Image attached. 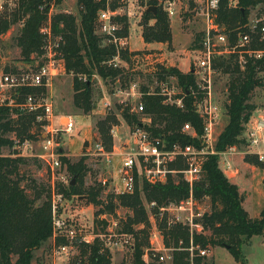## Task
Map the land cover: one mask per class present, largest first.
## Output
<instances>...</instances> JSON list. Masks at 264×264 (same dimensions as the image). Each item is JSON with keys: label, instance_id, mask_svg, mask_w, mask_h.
Returning <instances> with one entry per match:
<instances>
[{"label": "trees", "instance_id": "trees-1", "mask_svg": "<svg viewBox=\"0 0 264 264\" xmlns=\"http://www.w3.org/2000/svg\"><path fill=\"white\" fill-rule=\"evenodd\" d=\"M160 1L166 0H146V9L155 7L156 11L147 12L145 9L139 22L141 38L145 44H171L170 19ZM230 1L235 2L233 7L228 6ZM16 2L9 11L4 7L0 13V35L10 25L19 23L15 43L21 60L30 63L42 54L43 36L40 30L48 23L47 13L51 5L43 0ZM39 5L44 6L43 12L38 10ZM77 5L78 20L73 15L58 13L51 16L50 22L53 31L61 33L65 40V70L66 74L72 76V105L83 115H89L94 109L92 77L96 75L103 81H114L127 76H124L123 70L109 68L103 64L112 56L113 48L101 45L95 33V23L98 11L106 8V0H77ZM256 6H264V0H219L217 20L225 27L232 40L236 38L238 28L248 22L250 9ZM117 7L116 0L109 2L110 9ZM117 21L122 27L121 35L127 36L128 18L123 16ZM201 36L198 34L194 43L198 42ZM122 56L124 60L129 61L127 52H123ZM213 65L229 79L226 106L228 123L214 146L218 154L227 148L245 144L242 135L255 111V106L249 103L250 95L261 83L255 67L248 64L245 71H240L234 56L217 57L213 60ZM169 76L176 78L177 85L183 92V108L163 104L161 96L144 95L141 98L144 106L141 114L131 112V107L126 105L121 108L120 116L129 127L140 125L142 116L149 117L151 123L146 129L154 136H162L167 144L178 142L200 147L203 127L193 107L194 75L171 67L162 68L158 79L164 80ZM82 77L86 81H82ZM143 91L147 92V89ZM44 92L43 88H22L16 97H12V104H23L26 95ZM36 115H41L40 110L28 113L22 109L19 111L14 106L0 105V264H30L33 252L52 239L50 186L27 178L28 188L32 191V196H29L20 185L24 179L19 173V167L29 157L21 156L17 148L24 142L39 138L41 124L35 121ZM185 123L193 126L196 137L181 133ZM116 124L118 122L115 117L108 114L96 122L99 141L106 152L112 151L110 132ZM3 149L8 150V153L2 154ZM217 154L207 158L202 178L192 188V195L198 202L207 199L210 204L209 211L199 220L202 233L194 232L192 235L188 227L179 224L168 225L166 215L158 214L159 208L169 203H178L189 196L190 188L183 180H173L169 176L164 184L151 185L136 175L135 188L131 194L110 192L102 199L105 186L100 183L87 188L83 186L87 171L84 159L70 164L65 157H61L60 162L66 165L74 183L71 185L70 179L66 187L58 184V191L64 196H83L88 203L98 208L94 219L95 231L92 234L95 238L90 243L83 242L74 246L77 253L72 257L70 264H112L111 254L98 235L104 234L108 226L101 216L114 215L119 207L130 212L126 219L119 223L118 228L119 233L133 237L132 264H146L144 253L149 247L150 215L155 217V225L163 237L164 247L171 250L172 264H189V252L185 249L189 246L190 237L194 245L198 244L201 248L228 247V253L234 260L244 264L242 245L253 236L264 240V208L257 218L248 215L242 206L238 187L230 183L219 168ZM243 161L263 169L262 162H259L256 156L245 155ZM171 167L181 168V164H172ZM150 203H154L155 207L147 209L146 205ZM98 227L100 232L96 230ZM63 244H67L66 240H56L57 246ZM194 261L195 264L202 263L199 257H195Z\"/></svg>", "mask_w": 264, "mask_h": 264}, {"label": "built area", "instance_id": "built-area-1", "mask_svg": "<svg viewBox=\"0 0 264 264\" xmlns=\"http://www.w3.org/2000/svg\"><path fill=\"white\" fill-rule=\"evenodd\" d=\"M11 2L14 0H10ZM110 0H106V8L98 11L96 35L100 39L103 47L111 46L113 54L106 59L103 64L109 68L121 69L124 73L134 72L136 67L143 63L152 65L150 74L156 84L155 91L150 89L147 92L138 90V83L131 82L128 90L125 92L131 99L136 98L137 103L131 108V112L141 114L144 110L141 98L144 95H158L163 97V104L173 105L183 108V92L175 91L169 88L165 80L158 79V72L154 67L157 63V57L152 53L131 52L129 50V40L127 36L121 35V24L118 18L127 16L124 12L126 0H119L118 7L109 8ZM124 4V6H123ZM164 11L168 17L174 15L173 2L171 0L160 1ZM200 15L203 17L204 29L200 37L198 49L196 51L195 60L190 67V71L194 75L195 88L192 90L194 98V112L198 115L202 122L203 135L200 138V147L193 145H182L181 143L167 144L161 136H154L146 127L150 126L149 117L142 116L140 125L129 127L127 137L128 142L122 146V151L118 153L121 158L118 166L120 188H116L115 194H131L135 188L136 175L142 178L146 183L164 184L169 176L173 180L178 175V179L183 180L190 188L189 196L178 203H169L165 207L159 208V216L166 215L168 225L179 224L189 229L190 235L202 233V226L199 220L203 216L200 211L199 202L192 195L193 186L199 182L203 174V166L210 155L217 154L213 149V134L220 118V107L217 103L214 90L213 78L218 69L213 65V60L217 57L234 56L240 71H245L248 64L255 67L257 76L264 74V11L259 17H254L245 25L238 28L236 38L231 39L229 33L225 31V27L221 25L218 18L219 0H204ZM229 7L234 6V2L230 1ZM1 8V7H0ZM38 10L43 12L44 6L39 5ZM52 9L48 10V23L40 30L43 36V45L40 56L41 62L33 68L26 67L24 70L14 73L0 75V89L6 88L12 91L11 98L16 97L22 88L47 89L51 86L54 79H58L66 73L64 45L65 40L61 33H55L50 23ZM123 52H127L129 61L123 59ZM152 72V73H151ZM93 78L100 79L94 75ZM82 81H86L82 77ZM119 82V79H117ZM122 92V90H118ZM0 105L14 106L17 110H25L33 113L40 110L41 115L35 116V121L41 124V153L35 155L36 158L43 161L51 171V176L58 179L63 184L67 182L65 172L56 174L62 168L60 158L64 156L61 149L57 147L56 141L60 133L71 134L74 130V123L70 117H65L64 121L59 122V127L53 126V120L57 119L53 115L52 101L48 96L38 94H29L24 98L23 104L15 105L10 102L4 103L0 100ZM112 132V133H111ZM113 137H116L115 130H111ZM181 133L190 137H196L193 126L185 123L181 128ZM242 138L245 141V155L256 156L259 162H264V115L256 119L250 118L245 126ZM30 142H24L21 145L29 146ZM98 150L104 152L101 144L97 145ZM230 153H218L223 156V161L218 160V165L222 166V170H231L232 164L228 156L236 150V146L230 147ZM106 152V151H105ZM237 152V151H235ZM108 153V155H107ZM106 157L111 153L106 152ZM109 160V158H107ZM181 164V168L171 167L172 164ZM221 169V168H220ZM102 186H106V181L101 182ZM66 198L63 193L56 190L54 185L50 186V210L52 222V239L66 240L67 244L55 246L56 252L66 253L75 245L93 241L95 236L84 235L77 225L68 223L63 217L64 204ZM147 209L155 207L154 203L146 205ZM107 223L106 232L98 235L103 242L105 248L116 246L118 244L117 237H126L123 233L116 234L115 228L117 222L109 221L106 215L101 216ZM151 223V231L149 233V247L146 249V264H152L156 261L163 263L167 260L172 262L170 249H166L163 244V237L155 225V217L153 216ZM127 242V240H125ZM189 264H195L194 258L204 259L209 253V248H201L198 244L194 245L192 237L188 248ZM144 254V257H145ZM150 260V263L147 262ZM202 264V263H200Z\"/></svg>", "mask_w": 264, "mask_h": 264}, {"label": "rangeland", "instance_id": "rangeland-1", "mask_svg": "<svg viewBox=\"0 0 264 264\" xmlns=\"http://www.w3.org/2000/svg\"><path fill=\"white\" fill-rule=\"evenodd\" d=\"M16 1L17 0L12 2L10 0H0V13L4 7L9 11L17 3ZM174 1V7L177 10L180 20L178 18L170 20V29L173 34V39L169 45L156 43L145 44L143 42L141 38V30L139 29V22L142 19L146 0H126V5L124 6L123 4L124 12L128 17L129 22L127 36H129L128 40L130 42V49L137 50V52L141 53H152L153 56L155 55V57H157V63L154 64V67L158 74L161 73L162 68L171 67L178 69L180 72H188V69L192 66L197 55L196 51L198 49L199 41L194 43V40L198 34L202 33L204 28L203 17L200 15L204 0H198L200 2H196L197 0ZM43 2H50L52 9L51 16L61 13L73 15L78 20L77 14L79 7L77 5V0H43ZM116 3L119 4V0H116ZM260 9L262 12L258 13L257 11V13L253 14L252 19L261 16L264 11V6ZM97 27L98 22L96 19L95 32ZM19 28V23L12 24L3 34L0 35V75L24 70L26 67L33 68L41 62L40 58H35L30 63L21 60L19 49L15 43ZM152 67V65L146 62H141L134 72L124 73V76L127 77L120 79L119 82H117V80L103 81L92 77L94 109L89 115H83L81 111L75 109L72 105L73 89L71 75L66 73L61 75L58 79L53 80L51 86L48 87L44 93H38V96L45 95L50 98L53 105V115L55 117H61L64 115L70 117L73 121V132L71 134L60 133L56 145L61 149V152L64 154L63 157H65L70 164H75L84 159V164L87 169L83 180V186L85 188L106 181V189L103 192L102 199H104L105 194L114 192L116 188L119 189L121 186L119 182L118 166L120 165L122 157L118 155V152L122 151L121 147L124 143L128 142L127 133L129 126L122 120L120 111L121 108H124L126 105H129L132 108L137 103L136 98L131 99L125 92L128 90V86L131 82L138 83L139 91H143L144 89L149 91L152 89L155 91L157 86L154 83V79H157V77L154 76L152 78L150 74ZM257 78L261 85L252 91L249 99V103L255 106V111L251 116L253 119L264 115V74L258 75ZM164 80L167 82L169 88H173L175 91L179 92L180 88L178 87L174 76L165 77ZM228 81V76L221 74L220 71H217L213 78V90L220 107V118L213 134V149L219 135L228 123V117L226 114V106L228 103ZM119 89L122 90V92L119 93ZM11 94V90L1 88L0 100L4 101V103L7 101L10 102L12 99ZM106 114L113 115L118 122V124L112 126L111 129L115 130L117 135L116 137H113L111 134L112 132L110 133L112 137L113 151L109 157H106L105 151L102 152L98 150L97 145L100 144V141L95 127L96 122L99 119H102ZM60 121V119L53 120V126L59 127ZM10 137L12 136L10 135ZM30 143L31 146L20 145L17 148L21 156L29 157L27 158L28 160L19 167V173L23 176L22 179H24L20 185L29 196H32V191L28 188L27 178L33 179L39 184H46L49 186L54 185L56 190H59L57 189V186L61 183L58 179L51 176L50 168L43 161L35 157V155L41 153V138H36ZM84 144L86 145L84 146ZM230 149L231 148H227L224 153H230ZM245 150L246 146L244 144L236 147V150H232L234 151L232 153L235 154L228 156L231 160L232 169L236 172L233 178L229 177L232 180L237 179V181H239V194H241V197L244 200L243 206L248 207L251 211V216H257L259 211L264 208V162H262L263 169L250 164H245L243 161ZM7 153L8 150H2V154L5 155ZM107 158H109V160H107ZM222 158L224 157L218 156L219 161H223ZM220 167L222 169L221 165ZM63 172L66 174L67 182L62 185L66 187L69 180L71 179L72 181L74 178L71 174L69 175L66 165H62V168L58 170L56 174ZM178 178V176L175 177L177 180ZM66 192H68V190ZM65 198L66 202L64 204L63 217L67 219L68 223H74L77 225L84 235L92 236L95 231V212L98 208L88 203L87 199L83 196H65ZM199 206L200 211L203 213L208 212L210 209V204L207 199L200 200ZM129 213V210L119 207L115 210L114 215L105 214L109 223L112 221L118 223L117 227L114 229L116 234H121L119 233L118 225L126 219V216ZM152 217L153 216L150 215L151 223L153 221ZM96 230L97 232H100V227L96 228ZM124 235H126V237H117L118 244L116 246L112 245L107 248L111 254L112 264H120L121 262L132 264V247L134 240L131 235ZM125 240H127V242H125ZM55 246L56 241H53L52 239L48 240V242L33 252V258L30 264H70L72 257L77 253V250L72 248L66 253H58L56 252ZM241 252L244 264H264L263 238L253 236L248 242L242 245ZM144 259H147L146 254ZM147 262L150 263V260H147ZM211 263L241 264L236 262L228 253V249L223 246L209 247V253L204 257L202 264ZM152 264H172V262L169 260L163 263L154 261Z\"/></svg>", "mask_w": 264, "mask_h": 264}, {"label": "crops", "instance_id": "crops-1", "mask_svg": "<svg viewBox=\"0 0 264 264\" xmlns=\"http://www.w3.org/2000/svg\"><path fill=\"white\" fill-rule=\"evenodd\" d=\"M172 2H173V10H174V15L173 16H171V17H169V19L170 20H172V19H176V18H178L179 20H180V18H179V15H178V13H177V10H176V8L174 7L175 6V1L174 0H171ZM196 2H200V1H196ZM200 4V3H199ZM234 4H235V2H234ZM199 6V5H198ZM262 6H256V7H254V8H252V9H250V11H249V14H248V21H250L251 19H252V17H253V14H255V13H257V11H258V13L259 12H262L261 11V8ZM145 9H146V6H145ZM144 9V10H145ZM147 10V9H146ZM127 17V16H126ZM128 18V17H127ZM202 20H203V18H202ZM204 22V21H203ZM140 27V26H139ZM140 29V28H139ZM204 29V28H203ZM141 30V29H140ZM202 32H203V30H202ZM200 36H201V34H200ZM128 38H129V36H127ZM172 39H173V34H172ZM129 50L131 51V52H134V51H137V50H132V49H130V42H129ZM178 70V69H177ZM190 71V68L188 69V72ZM182 73H187V72H182ZM65 117L66 116H61V117H57V119H60L61 120V122L62 121H64V119H65ZM29 146H31V143L29 144ZM114 149H116V148H114ZM121 149H122V147H121ZM112 151H113V146H112ZM112 151L111 152H109V153H112ZM120 152V151H119ZM118 152V153H119ZM245 164H247V163H245ZM247 165H249V164H247ZM219 168H221L220 167V165H219ZM221 171L225 174V176L229 179V181L232 183V184H235L237 187H238V190H239V192H240V187H239V181H237V179H234V180H232V179H230V177H234L235 176V174H236V172L235 171H233V169H231V170H225V169H221ZM230 176V177H229ZM241 195V194H240ZM244 200H243V198H242V206H243V202ZM243 208H244V210L248 213V215L251 217V218H257V217H259V214H260V211L263 209H261L260 211H259V213H258V215L256 216V215H254V216H251V211L248 209V207H244L243 206ZM53 240V239H52Z\"/></svg>", "mask_w": 264, "mask_h": 264}, {"label": "water", "instance_id": "water-1", "mask_svg": "<svg viewBox=\"0 0 264 264\" xmlns=\"http://www.w3.org/2000/svg\"><path fill=\"white\" fill-rule=\"evenodd\" d=\"M146 11H147V12L151 11V12L155 13L156 8H155V7H148ZM85 145H86V144H84V146H85ZM73 183H74V180H72L70 184L72 185ZM226 249H228V247H226Z\"/></svg>", "mask_w": 264, "mask_h": 264}]
</instances>
